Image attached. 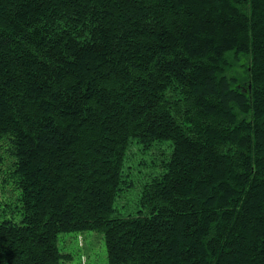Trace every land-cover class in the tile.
I'll return each instance as SVG.
<instances>
[{
	"label": "trees",
	"instance_id": "obj_1",
	"mask_svg": "<svg viewBox=\"0 0 264 264\" xmlns=\"http://www.w3.org/2000/svg\"><path fill=\"white\" fill-rule=\"evenodd\" d=\"M102 245L264 264V0H0V264Z\"/></svg>",
	"mask_w": 264,
	"mask_h": 264
},
{
	"label": "rangeland",
	"instance_id": "obj_2",
	"mask_svg": "<svg viewBox=\"0 0 264 264\" xmlns=\"http://www.w3.org/2000/svg\"><path fill=\"white\" fill-rule=\"evenodd\" d=\"M94 249L92 250V254L93 256L90 257L89 263L88 264H104L106 263V253H105V248L104 245L101 246V248L98 250L97 253H94ZM90 252L88 251L87 254H83L81 255V263L82 264H86V262H88L86 260V258L88 259V257H86L87 255L90 256L89 254Z\"/></svg>",
	"mask_w": 264,
	"mask_h": 264
}]
</instances>
